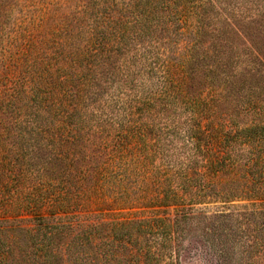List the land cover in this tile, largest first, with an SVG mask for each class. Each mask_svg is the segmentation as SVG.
<instances>
[{"label": "trees", "instance_id": "16d2710c", "mask_svg": "<svg viewBox=\"0 0 264 264\" xmlns=\"http://www.w3.org/2000/svg\"><path fill=\"white\" fill-rule=\"evenodd\" d=\"M14 1L0 0V137L23 114L18 136L35 141L38 156L19 166L18 180L35 188L0 211V264H67L71 239L96 245L105 221L89 216L105 191L148 164L149 130L171 122L183 99L197 124L187 131L194 150L201 130V194L210 174L219 184L244 168L247 191L264 203V0L248 10L245 0H49L39 9L36 63L30 39L29 51L12 48L18 35L3 13ZM192 35L182 58L178 41ZM20 51L25 60H11ZM13 166L5 161L6 171ZM194 171L167 177L180 180L172 204L196 195ZM18 231L27 235L21 247Z\"/></svg>", "mask_w": 264, "mask_h": 264}, {"label": "rangeland", "instance_id": "374dc122", "mask_svg": "<svg viewBox=\"0 0 264 264\" xmlns=\"http://www.w3.org/2000/svg\"><path fill=\"white\" fill-rule=\"evenodd\" d=\"M240 1L237 0L236 5L240 6ZM48 2L17 0L10 11L3 13L7 17V32L10 36L18 35L19 43L12 48L20 45L24 51H29L26 50L30 44L27 38L30 39L34 45L29 53L30 61L34 63L38 62L39 9L50 7ZM245 2L244 9H251L250 0ZM253 7L256 9L254 4ZM192 37L178 41L176 54L181 55L184 51L181 57H186L185 47ZM11 60L21 62L25 59L20 51ZM6 65L2 63L0 70ZM10 65L12 69H18V66ZM16 75L20 76L18 70L13 73ZM189 109L184 99L179 101L170 110L171 122L164 123L166 120L161 119L160 124L149 130V142L155 145L145 147V152L150 153L148 164L138 167V171L134 166L135 170L117 182L113 190L105 191L104 197L109 205L101 202V209L88 218L105 221L100 226L101 239L90 247L83 239H71L65 249L67 264H254L255 256L264 251V203L253 199L247 191L244 168L239 171L241 177L227 174L219 184L210 174L203 188L204 195L201 194L202 177L199 174L203 173V162L197 148L202 144L198 141L201 130L193 138L197 146L194 150L187 131L190 127L195 129L197 124L187 122ZM156 120H159V115ZM21 121L20 124L10 123L0 137L3 138L1 149L6 151L0 154V171L5 182L0 185V211L5 214L11 199L12 203L20 204L22 198L35 188L25 180H18L23 172L20 163L26 157L35 159L38 156V151L31 153L35 141L30 140L28 144L18 136L19 129L25 127L23 114ZM140 149L141 146L137 155H144ZM239 152L243 150L239 149ZM187 160H192V164ZM5 161L10 166L15 165L12 173L5 170ZM185 168L195 170L190 185L196 190V195H192L190 201L185 197L184 201L172 204L170 191L180 180L169 182L167 177L173 171L178 175ZM102 209L103 214L97 215L98 211L102 213ZM15 237L20 247L27 242L23 231H18Z\"/></svg>", "mask_w": 264, "mask_h": 264}]
</instances>
